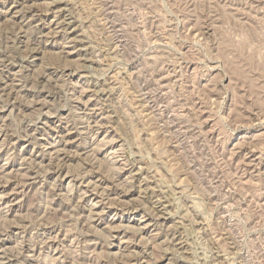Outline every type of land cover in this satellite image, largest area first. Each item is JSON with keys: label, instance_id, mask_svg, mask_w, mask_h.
<instances>
[{"label": "rangeland", "instance_id": "rangeland-1", "mask_svg": "<svg viewBox=\"0 0 264 264\" xmlns=\"http://www.w3.org/2000/svg\"><path fill=\"white\" fill-rule=\"evenodd\" d=\"M0 264H264V0H0Z\"/></svg>", "mask_w": 264, "mask_h": 264}]
</instances>
